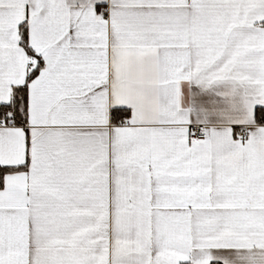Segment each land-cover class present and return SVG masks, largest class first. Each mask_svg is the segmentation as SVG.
I'll return each mask as SVG.
<instances>
[{"label": "snow or ice", "instance_id": "obj_1", "mask_svg": "<svg viewBox=\"0 0 264 264\" xmlns=\"http://www.w3.org/2000/svg\"><path fill=\"white\" fill-rule=\"evenodd\" d=\"M0 264H264V0H0Z\"/></svg>", "mask_w": 264, "mask_h": 264}]
</instances>
